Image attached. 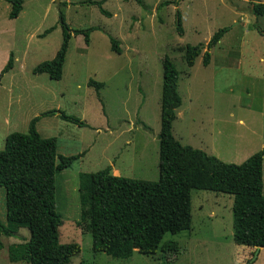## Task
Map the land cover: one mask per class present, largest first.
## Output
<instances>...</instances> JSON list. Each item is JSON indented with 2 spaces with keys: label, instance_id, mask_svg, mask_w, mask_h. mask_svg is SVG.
Segmentation results:
<instances>
[{
  "label": "rangeland",
  "instance_id": "obj_1",
  "mask_svg": "<svg viewBox=\"0 0 264 264\" xmlns=\"http://www.w3.org/2000/svg\"><path fill=\"white\" fill-rule=\"evenodd\" d=\"M83 0H24L15 18L0 0V69L12 54V66L0 76V149L5 133L26 132L28 121L44 111L35 128L54 137L56 152L76 155L54 176V207L61 216L60 243H77L79 251L66 264H264V248L235 244L232 239V196L204 189L190 190V227L166 233L175 250L158 248L151 255L133 251L124 259L91 250L85 229L78 174L110 164L118 176L158 178L159 96L163 55L178 75L180 104L171 124L172 136L227 163H240L264 143V0H104L99 13ZM166 1V3H162ZM262 3L263 13L253 14ZM70 28L96 27L89 43L71 34L61 77L49 79L32 68L52 58L61 41L58 13ZM175 11L182 34L175 31ZM54 28L39 34L46 28ZM219 43L203 47L218 28ZM118 40L120 53L109 48L107 36ZM185 44L203 45L192 66L182 60ZM102 82L95 91L87 80ZM56 110L77 117L86 126L62 120ZM54 113V114H53ZM4 134V135H3ZM264 193V160L261 163ZM0 187V221L5 222ZM27 231L0 234V264H26Z\"/></svg>",
  "mask_w": 264,
  "mask_h": 264
},
{
  "label": "trees",
  "instance_id": "obj_2",
  "mask_svg": "<svg viewBox=\"0 0 264 264\" xmlns=\"http://www.w3.org/2000/svg\"><path fill=\"white\" fill-rule=\"evenodd\" d=\"M9 4L7 18H15L24 0H5ZM104 0H83L79 4L95 5L99 13L110 16L101 7ZM141 5V0H134ZM166 3V1L162 2ZM253 14L263 13V4L252 6ZM175 31L182 34L179 13L175 11ZM58 25L61 41L52 58L37 63L33 74L45 73L49 79L58 80L71 34L82 35L85 45L89 33L96 27L70 28L59 11ZM44 29L39 36L50 32ZM263 36L264 31L255 26ZM226 27L216 29L205 45L185 44L182 60L192 66L201 54V64L209 59L208 49L226 32ZM109 48L120 53L117 39L107 36ZM12 66V54L0 69V76ZM161 85L159 96L158 178L142 180L113 175L106 166L97 171L81 174L80 190L84 204L82 214L85 229L91 237V250L103 252L113 258H128L135 250L151 255L158 248L175 250L176 243L162 238L190 227V190L204 189L232 196V239L235 244L264 248V193L261 179V162L264 144L240 163H227L204 151L180 144L171 133L175 108L180 104L177 92L178 72L173 62L163 55L161 60ZM87 85L97 91L103 84L92 79ZM51 111H44L28 121L26 132L13 131L4 137L0 149V187L4 191L5 222L0 221V234L13 236L18 228L27 231L26 264H66L78 253L77 243H60L58 226L61 216L54 207V176L69 167L79 154L63 156L56 152L54 137H42L35 122ZM62 120L78 126L86 124L77 117L56 110Z\"/></svg>",
  "mask_w": 264,
  "mask_h": 264
},
{
  "label": "crops",
  "instance_id": "obj_3",
  "mask_svg": "<svg viewBox=\"0 0 264 264\" xmlns=\"http://www.w3.org/2000/svg\"><path fill=\"white\" fill-rule=\"evenodd\" d=\"M219 41H220V39L215 43V44H217V43H219ZM89 43V42H88ZM214 44V45H215ZM213 45V46H214ZM11 69V68H10ZM7 72V71H6ZM103 84V83H102ZM176 109V108H175ZM54 114V113H53ZM56 114V113H55ZM44 117V116H43ZM36 123V122H35ZM28 125V124H27ZM6 134H8V133H5V136H6ZM4 135V134H3ZM4 136V137H5ZM3 141H4V138H3ZM264 143H262L261 145H260V148H261V146L263 145ZM262 163V162H261ZM109 167H110V173L111 174H113V175H118L119 173H118V170L116 169V168H114V166H113V164H110V165H108ZM88 173H91V172H84L83 174H88ZM82 174V173H81ZM80 173L77 175L78 176V178L80 177V175H81ZM261 176H262V171H261ZM261 249V247H258V251Z\"/></svg>",
  "mask_w": 264,
  "mask_h": 264
},
{
  "label": "water",
  "instance_id": "obj_4",
  "mask_svg": "<svg viewBox=\"0 0 264 264\" xmlns=\"http://www.w3.org/2000/svg\"><path fill=\"white\" fill-rule=\"evenodd\" d=\"M254 248H255V252H254L253 256L248 260V262H250L254 258L256 252L258 251V247H254Z\"/></svg>",
  "mask_w": 264,
  "mask_h": 264
}]
</instances>
